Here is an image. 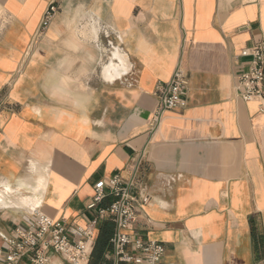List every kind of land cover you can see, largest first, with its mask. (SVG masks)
Listing matches in <instances>:
<instances>
[{"label":"crops","instance_id":"0c3cea01","mask_svg":"<svg viewBox=\"0 0 264 264\" xmlns=\"http://www.w3.org/2000/svg\"><path fill=\"white\" fill-rule=\"evenodd\" d=\"M51 1L0 0V92L14 106L0 112V245L36 208L89 224L95 184L128 180L142 158L152 200L133 230L165 244L164 264H264V113L237 89L264 0H57L37 39ZM179 66L188 105L156 126L154 90ZM114 231L100 218L91 264H110Z\"/></svg>","mask_w":264,"mask_h":264},{"label":"built area","instance_id":"2783aa9c","mask_svg":"<svg viewBox=\"0 0 264 264\" xmlns=\"http://www.w3.org/2000/svg\"><path fill=\"white\" fill-rule=\"evenodd\" d=\"M59 9L58 1L52 0L39 24L37 39L44 36ZM108 44L115 48L112 41H108ZM241 55L250 60L238 80L239 97L245 102L258 101L259 110L264 113V38L245 48ZM188 85V73L180 66L169 81L157 84L153 121L156 126L166 111L188 105ZM5 109L14 110V106L6 93L0 92V112ZM141 163L142 158L128 180L116 173L109 182L95 184V193L87 208L96 210L98 217L87 225L74 226L64 218H54L36 208L31 224L19 226L14 233L5 237V245H0V264H91L89 244L95 237L100 218L115 223L110 248L106 253L110 264H164L165 244L145 238L133 230L140 210L152 200L148 185L140 174ZM179 177L180 174L167 176V184H172ZM108 195H113L115 200L103 206Z\"/></svg>","mask_w":264,"mask_h":264},{"label":"rangeland","instance_id":"374dc122","mask_svg":"<svg viewBox=\"0 0 264 264\" xmlns=\"http://www.w3.org/2000/svg\"><path fill=\"white\" fill-rule=\"evenodd\" d=\"M59 3V2H58ZM59 6H60V3H59ZM3 14V9L2 8H0V15H2Z\"/></svg>","mask_w":264,"mask_h":264},{"label":"trees","instance_id":"16d2710c","mask_svg":"<svg viewBox=\"0 0 264 264\" xmlns=\"http://www.w3.org/2000/svg\"><path fill=\"white\" fill-rule=\"evenodd\" d=\"M104 261H106V259L104 258Z\"/></svg>","mask_w":264,"mask_h":264}]
</instances>
